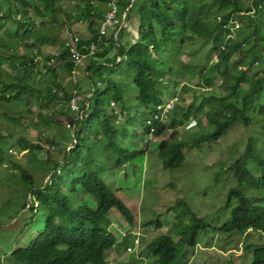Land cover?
<instances>
[{"label": "trees", "instance_id": "1", "mask_svg": "<svg viewBox=\"0 0 264 264\" xmlns=\"http://www.w3.org/2000/svg\"><path fill=\"white\" fill-rule=\"evenodd\" d=\"M0 1V33L9 37L7 44H0V50L7 48L0 54V107L3 103L21 105L28 116H36V120L45 127L53 124L56 113L60 112L54 106L59 103L65 105L62 109L67 108L64 112L68 116L69 128L72 127L65 142L74 145V148L59 158L49 153V150L44 152L42 144L32 143L24 137L18 138L17 143L12 145L17 153L37 151L43 154V161L53 165L51 168L54 171L47 172L49 180L46 184L42 182L35 186L32 175L20 169L21 178L29 189L26 195L29 201L27 203L26 200L22 206L31 219L42 214L44 223L33 227L36 235L28 243L13 247L15 249L11 255L23 264H113L108 259L110 250L117 244V237L108 229L112 217L113 221L116 220V213H119L130 226L135 225V217L127 204L121 201L117 191L109 186L105 175L118 171L127 163L137 159L140 161V157L141 160L145 159L148 152L147 149H133L119 143V117L123 113L130 115L136 106V116H141L138 124L148 135L153 131L155 137L168 136L154 148L165 169H177L183 165V149L188 144L196 146L217 141L238 123L249 127L247 111H255L259 105L258 99L264 96V0H249L247 4L240 0H116L119 20L122 21L125 15L126 23H131L133 19L138 21L139 35L136 42H132L126 30L119 31V28L114 29L111 35L106 32L101 36L100 30L107 9L100 11L96 6L105 4V7L113 0H67L70 3L78 1V4L71 6L70 11L61 8L60 4L65 0ZM16 15L18 20H15ZM82 17L91 38L81 40L74 35L79 38L78 49L86 56L92 55L95 58L89 66L95 72L100 74L101 68L105 67L112 73L107 78L103 75L97 84L93 83L92 89L85 92V99L80 100L79 109H75L76 116H73L71 102L78 96L68 92L59 83L55 65L63 64L72 71L75 69V61L65 40L60 41L56 31L81 24ZM5 19L15 23L7 32L2 31ZM235 22L240 25L236 38L225 40L226 35L231 34L229 25ZM47 26L51 28V39L38 33V29ZM245 40H250V44L243 45ZM204 41L210 43L212 51H217L218 61L208 64V60L200 65L184 67L188 74L199 78L191 102L185 109L181 107V102H175L176 115L173 112L164 122L153 121L150 125L146 120L141 121L146 115L149 117L158 112L157 106L166 103V94L173 93L174 96L180 83L174 72L180 55L186 53V46ZM58 44L59 48L54 54H47L42 48ZM92 44L95 47L94 53L90 49ZM22 46L30 49L29 55L19 54ZM112 47H116L119 61L99 62V59L104 60L112 52ZM236 52L245 55L231 63ZM51 60L56 64L51 65ZM3 63L8 67L3 68ZM240 66L249 71L254 67L259 69L247 77ZM89 67L88 75L91 74ZM231 68L237 72L231 90L234 91L233 95L240 82H250L247 91L239 95L241 105L235 100L227 101V96L215 93L205 95L199 90L200 87L205 91L215 86L216 82L221 85L223 80L220 76L225 77ZM116 72L123 75L119 81H114L113 73ZM42 75L51 81L50 85L45 86L40 79H36ZM165 82L167 84L164 85ZM169 84H172L173 92ZM135 88L137 91L133 92V99L136 102L130 104V95L124 96L122 90L126 89L127 94H130ZM113 104L118 106V112L111 106ZM45 109L47 112L43 113ZM259 112L264 116V106L259 108ZM2 115L18 121L22 113L18 112L14 117L5 112ZM202 118L206 121L204 125L211 129L209 133H200L192 140L179 139L178 128L186 120H197L198 125H202ZM37 138L52 147L59 146L54 136L41 133ZM2 144L3 141H0V164L7 157L8 151L12 152L11 148L4 150ZM59 162L64 170L69 166L67 173L62 174ZM249 164H254L261 171L259 178L254 177ZM226 170H232L238 181V187L227 192V204H231L233 198L239 202L232 206L231 221L223 226V231L246 234L254 230L264 234V204H261L264 201V155L251 138L248 139L245 153ZM222 172L215 174V181ZM244 186L258 189L260 196L248 194ZM72 197L77 200L75 203ZM181 201L169 207V211H172V207L181 206ZM112 208L117 212L112 211ZM182 215H188L192 222L184 225L180 232L177 231L180 226L173 230L179 236L177 241L172 230L151 242L149 240L148 244L144 243L147 239L139 241L147 258L156 260L158 264H178L180 250L184 246L194 248L197 245L200 230L204 231L208 225L189 209H183L177 219ZM148 224L163 227L161 220ZM128 248L126 246L125 251ZM244 251V254L249 252L252 255L250 264H264V244H248ZM144 261L141 258L129 263L144 264Z\"/></svg>", "mask_w": 264, "mask_h": 264}, {"label": "rangeland", "instance_id": "2", "mask_svg": "<svg viewBox=\"0 0 264 264\" xmlns=\"http://www.w3.org/2000/svg\"><path fill=\"white\" fill-rule=\"evenodd\" d=\"M240 1L246 2V4L249 3V0ZM77 2L70 3L65 0L60 5L63 10L70 11L71 6L78 4ZM103 5L97 4L96 9L100 11H103V8L105 10L108 9L107 5L105 7ZM15 20H18L17 15ZM83 20L82 17L81 24H76L71 29L62 28L60 32L56 31V35L61 39L60 41H70L74 35L80 37L81 40L90 39L91 34ZM14 24L12 21L5 19L2 31L7 32ZM138 27L139 24L136 19L131 20V23H126L124 15L119 24V31L126 30L132 42H136L139 35ZM239 27L240 25H237V22L231 23L228 27L231 34L226 35L225 40L236 38ZM50 29L47 26L43 29H38V33L51 39ZM113 30L108 29V35H111ZM8 39L9 37L0 33V44H7ZM249 44L250 40H245L243 45ZM42 48H44L45 53L54 54L59 48V44L46 45ZM5 49L7 48L3 47L0 50V54ZM111 50L112 52L104 60L101 61L99 59V62L114 63V60H116L115 63L118 62L116 47H112ZM19 54L29 55L30 49L22 46L19 48ZM243 55L245 53H234L231 63L237 62ZM91 56H85L81 62H74L75 69L72 71L65 68L63 64H56V62L50 61L51 65L56 64L55 68L59 83L68 92L79 96V100L85 99V92L92 89L93 83L97 84L103 75H106L107 78L112 73L110 69L105 67L101 68L100 74L95 72L94 68L89 67L90 61L91 64L95 61V58ZM216 56L217 51H212L210 43L207 41L186 46V53L180 55V60L177 62V68L174 72V76L177 75L180 83L175 89L174 96L173 93L166 94L164 96L166 103L157 106L158 110L161 111L158 118H166L171 112V115L174 112L175 116V109L172 111L175 101L181 102V107L184 109L191 102L193 90H196V82L199 78L197 75L191 76L188 74L184 67L187 65H200L208 60V64L215 63L218 61ZM40 58H43V56H40ZM2 66L3 68L8 67L6 63H3ZM88 67L90 75H88ZM239 68L244 69L247 77H251L252 73L259 69L254 67L250 68L249 71L242 66ZM113 74L114 81H119L123 78L122 73L116 72ZM220 77L223 80L221 85L216 82L215 86L207 88L205 91H202L200 87L199 90L205 95L215 93L227 96V101L235 100L237 104L241 105L239 95L247 91L250 82H240L233 95L234 91L231 90L237 77L235 68H231V71L225 77ZM36 79H40L45 86L51 84V81L46 76H37ZM99 84L102 85V83ZM169 86L170 91L173 92L172 84H169ZM135 91H137L136 88L132 90V93L127 94L126 89L122 90L124 96L130 95V104H135L136 102L133 99L135 97L133 92ZM62 94L63 92L61 91L60 95ZM258 103L259 105L256 106L255 111H247V116L251 119L249 127L238 123L217 141H210L196 146L192 143L188 144L183 149V165L177 169H165L163 162L157 157V152L154 148H157L158 143L168 138V136L155 137L153 134L148 135L145 129L138 124L141 119V116H136L138 107L135 106L130 115L129 113H123V116L119 117L120 120L117 126L120 138L119 143L124 147L128 146L133 149H147L148 152L145 159L141 160L140 157V161L137 159L135 162L123 165L118 171L108 172L105 175L109 186L114 191H117L121 201L127 204L132 216L135 217V225L132 226L128 225L119 213H116V220L113 221L112 217L108 229L117 237V244L109 252L108 259L112 261L111 263L130 264L133 261H137V259L144 258V264H158L156 260L147 258L146 254H144L145 249L133 242V239L138 243L140 240L147 239L144 243L147 242L148 244L149 240L151 242L161 235L168 234L171 230L178 229L179 226L180 229L177 231H182L184 225H189L192 221L188 215L186 217L182 215L178 220L177 215L182 213L183 209H189L208 226L204 231L200 230L196 240L197 245L194 248L184 246L180 250L178 256L180 262L178 264H227L231 260L233 261L231 264H250L252 255L249 252L244 254L245 246L248 244H264V234L254 230L248 231L246 234L237 231H223V226L231 221L232 206L239 202L238 199L233 198L231 204H227V192L232 188L238 187V181L234 177L232 170L224 171V169L231 167L241 158L246 151L249 138L252 139L258 150L264 155V116L263 113L259 112V108L264 106V96L258 99ZM62 106L65 105L59 103V105L54 106L60 112L56 113L53 124L45 127L41 125L40 121L36 120V116H28L21 105L10 106L3 103L2 107H0V141H3L2 147L4 150L11 148L12 151H8V155L12 156L11 158L7 155L4 160V154L2 155L3 162L0 164V264H23L12 257L11 251L15 249L13 247L28 243L36 235L33 227L41 226L44 223L42 214L36 219H31L29 213L22 206L26 200L27 203L29 201L28 196L26 198L29 189L27 183L21 178L20 169H25L27 173L32 175L35 186L40 185L42 182L46 184L49 180L47 172L51 173V170L54 171V168H51L53 165L43 161V154L37 151L17 153L12 145L17 143L18 138L24 137L32 143L42 144L44 152L49 150V153L57 158L68 153L69 150L74 148V145L72 146V144L69 145V143L65 142L68 139L69 129L71 130L72 127L69 128L68 116L64 112L67 108L62 109ZM111 106L115 107L118 112V106L115 104ZM2 112L12 117L17 116V113L20 112L22 116L20 120L14 121L4 117ZM46 112L47 109L43 110V113ZM71 115L76 116V111H71ZM149 118H152V115L149 117L146 115L141 121H147ZM57 122H59L60 126L56 125ZM205 123L204 118L201 119L202 125H198L197 120H186L185 124L183 122L184 125L178 128L180 131L178 133L179 139H184L183 141H185L187 138H191L192 140L194 137L199 136L200 133H209L211 129L204 125ZM38 127L42 128L38 130ZM41 133L42 135L45 133L50 137H56V142L59 146L52 147L40 142V138H37V135ZM43 139L44 137H42ZM109 162L112 164L111 161ZM58 166H60L62 174L67 173L69 170V166L64 170L60 162ZM249 168H251L254 177L259 178L261 176V171L257 170L254 164H249ZM219 172H222V174L215 181V174ZM243 189L247 190L248 194L256 197L260 196L258 189L246 186ZM78 190L81 191V188H78ZM180 199H182L181 206L172 207V211H169V207L174 206ZM72 200L74 203L77 201L74 197H72ZM261 204H264V201ZM112 211H116V209L112 208ZM157 220L162 221V228H157L153 224L147 225V223ZM174 232L172 233L174 234ZM125 236L127 238H124ZM174 239L177 241L179 236L174 234ZM126 246H129V251H125ZM138 264L143 263L140 262Z\"/></svg>", "mask_w": 264, "mask_h": 264}, {"label": "built area", "instance_id": "3", "mask_svg": "<svg viewBox=\"0 0 264 264\" xmlns=\"http://www.w3.org/2000/svg\"><path fill=\"white\" fill-rule=\"evenodd\" d=\"M107 8L108 9L106 10V14L104 16L103 25L100 30L101 36L105 35L108 29L118 28L119 24L121 23V20L118 19V6L116 3V0H113L112 2L108 3ZM78 43H79V38L75 36L71 37L70 41L65 42V45L69 47L71 56L75 62H81L85 56V54H83L78 49ZM90 49H91V53H94L95 47L91 46ZM78 99H79V96L75 97L72 100V103H71L72 108L79 109ZM160 113H161L160 110H158V112L155 113L154 120H163V119L168 118V115L166 116V118H160V117L158 118V115H160ZM150 122L151 121H149V123ZM129 250L130 249H128V251Z\"/></svg>", "mask_w": 264, "mask_h": 264}, {"label": "clouds", "instance_id": "4", "mask_svg": "<svg viewBox=\"0 0 264 264\" xmlns=\"http://www.w3.org/2000/svg\"><path fill=\"white\" fill-rule=\"evenodd\" d=\"M123 16H124V15H123ZM225 27H227V26H225ZM118 28H119V27H118ZM227 35H228V34H227ZM90 47H91V46H90ZM86 55H87V54H85V56H86ZM85 56H84V57H85ZM117 57H118V60H117V61H119L120 56L117 55ZM79 102H80V100L78 99V105H79ZM175 102H176V101H175ZM71 103H72V102H71ZM163 104H165V103H161V104H159V105H163ZM159 105H158V106H159ZM71 108H72V104H71ZM73 109H74V108H73ZM156 109L158 110V108H156ZM173 109H174V104H173V107H172V111H173ZM76 110H78V109H76ZM76 110L74 109V111H76ZM171 113H172V112H171ZM171 113H169L168 117L171 115ZM154 116H155V115H153L152 118H149V119L147 120V123H148V124L151 125V124L153 123V121H154V122H164V121L166 120V119H163V120H154ZM149 121H151V122L149 123ZM250 124H251V119H250V123H249V125H250ZM263 131H264V130H263ZM152 133H153V131L151 132V134H152ZM135 243H136L137 245H139L138 242L135 241ZM128 249H129V248H128ZM128 249H127V250H128ZM133 252H135V251H133Z\"/></svg>", "mask_w": 264, "mask_h": 264}, {"label": "crops", "instance_id": "5", "mask_svg": "<svg viewBox=\"0 0 264 264\" xmlns=\"http://www.w3.org/2000/svg\"><path fill=\"white\" fill-rule=\"evenodd\" d=\"M138 22V21H137Z\"/></svg>", "mask_w": 264, "mask_h": 264}]
</instances>
